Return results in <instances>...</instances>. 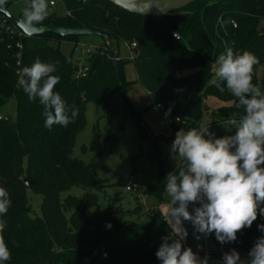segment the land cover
I'll return each instance as SVG.
<instances>
[{
	"label": "trees",
	"instance_id": "16d2710c",
	"mask_svg": "<svg viewBox=\"0 0 264 264\" xmlns=\"http://www.w3.org/2000/svg\"><path fill=\"white\" fill-rule=\"evenodd\" d=\"M60 1L64 12L48 16L43 23L97 28L118 42H135L131 60L138 82L155 105H163L189 128L208 125L216 138L235 133L234 128L223 129L220 124L243 114L236 106L238 98L226 86L221 92L212 83L218 68L215 62L227 48L258 57L252 83L264 92V0H196L180 9L187 14L156 17L128 12L109 0ZM78 37L51 32L27 36L0 14V108L14 96L18 105L17 120L0 117V187L12 201L7 215L0 217L7 222L2 235L11 259L0 264H160L155 253L162 237L171 234L163 217L150 216L143 206L91 214L82 198H61L73 186L104 187V181L73 155L76 137L85 127L86 104L103 103L111 115L118 110L111 105L112 96L129 84L124 78L127 61L118 52L116 69L107 46L85 58L83 64L89 70L85 76L78 75V63L60 49L63 41L76 44ZM37 57L56 64L53 75L60 81L54 91L66 101L68 115L73 108L79 110L67 127H45L39 99L29 100L17 87L18 70L31 66ZM220 83L224 86L225 82ZM209 98L220 105L205 123ZM133 114L139 135L150 139L153 158L161 164L158 178L145 185L151 195L161 198L166 176L159 146L140 117ZM29 192L42 197L41 215L31 213ZM261 224L264 216L258 209L257 220L238 232L235 242L221 244L215 233L210 234L213 250L224 254L235 249L250 264L248 253L254 241L264 235L258 229Z\"/></svg>",
	"mask_w": 264,
	"mask_h": 264
},
{
	"label": "clouds",
	"instance_id": "9594fccd",
	"mask_svg": "<svg viewBox=\"0 0 264 264\" xmlns=\"http://www.w3.org/2000/svg\"><path fill=\"white\" fill-rule=\"evenodd\" d=\"M6 0H0L3 6ZM50 15L49 0H29L24 7L20 26L29 34L39 31ZM218 68L212 83L221 92L225 86L238 98L239 118L229 117L225 124L234 128L233 135L216 138L208 125L200 124L188 130L180 129L171 144L172 159L180 161L176 170L168 173L165 191L170 198L162 212L171 234L162 237L155 255L160 264H208L191 247L183 246L190 222L199 240L215 233L221 244L237 240V233L250 228L259 214L264 216V92L252 83V73L259 59L249 51L234 52L227 48L216 60ZM56 64L42 62L37 57L31 66L18 70L17 87L29 100L39 99L43 105L45 127H67L75 121L79 110L68 115L66 101L54 91L60 81ZM220 81L225 82L224 86ZM169 113H166L167 116ZM8 191L0 187V217L11 206ZM199 204L189 211L190 205ZM111 227V225H108ZM7 222L0 219V262L11 259V252L2 233ZM264 232V224L258 225ZM250 264H264V235L254 241L248 253ZM223 264H244L240 254L232 249L222 257Z\"/></svg>",
	"mask_w": 264,
	"mask_h": 264
},
{
	"label": "rangeland",
	"instance_id": "374dc122",
	"mask_svg": "<svg viewBox=\"0 0 264 264\" xmlns=\"http://www.w3.org/2000/svg\"><path fill=\"white\" fill-rule=\"evenodd\" d=\"M56 1V6H50V15L64 12L61 1ZM7 2L10 3L9 10L23 19L22 12L29 0H6V4ZM261 25L264 26V20ZM82 45L91 49L105 48L107 43L101 35L88 34L78 37L76 44L63 41L60 49L66 56L72 57L80 64L89 56L82 54L80 50ZM118 45L120 58L127 61L124 65L125 81L131 83L112 96L111 105L116 106L118 110L113 111L111 115L103 103L89 101L86 104L85 127L77 134L73 150V155L82 160L97 179L104 181V187L89 190L83 186H73L62 193L61 198L64 199L69 195L82 198L87 203L91 214L117 209L133 210L137 206H143L146 213L152 211L156 217H163L162 212L170 198L166 191L161 198L151 195L145 185L158 178L161 164L153 158V145L150 139L139 135L137 120L133 113L140 117L150 135L156 138L166 177L168 173L175 171L180 163L178 159L176 161L172 159L171 154V144L175 139V127L178 123L170 126L154 104L153 97L139 82H133L136 70L131 56H134V52L124 41H120ZM215 103L220 102L215 98L207 100V115L203 119L205 123L210 121L209 115L215 111ZM17 110L16 97L8 98L0 108V117H11L17 120ZM220 125L224 126L223 129L230 128L225 123ZM179 127V130L190 129L185 122L179 123ZM132 182L139 184V192L133 193L126 190V185ZM28 202L31 213L41 215L42 197L29 192ZM198 206L197 203L195 207ZM193 207L194 205H190L189 211H192ZM184 227L188 231L184 245L191 247L199 257H201L200 252L206 248L214 249L209 236L201 235L199 240L195 238L196 234L190 222L185 221ZM239 254L241 261L247 264L245 255Z\"/></svg>",
	"mask_w": 264,
	"mask_h": 264
},
{
	"label": "water",
	"instance_id": "95a60500",
	"mask_svg": "<svg viewBox=\"0 0 264 264\" xmlns=\"http://www.w3.org/2000/svg\"><path fill=\"white\" fill-rule=\"evenodd\" d=\"M113 4L117 5L118 7L139 15L149 16V17H156V16H178L187 14L186 11H181L180 9L184 8L188 4L196 1V0H109ZM0 14L9 20L13 26L20 31L21 33L31 36V35H38L44 32H51L55 34H59L61 36H68V35H75V36H83L88 34H98L101 35L106 43L109 53L114 57V65L117 69V56H118V49H119V42L115 40L110 34L107 32L92 28V27H61L50 23H42L39 31L29 32L25 31L20 26V21L22 18L20 16L14 15L10 10L8 5L5 3L3 6H0ZM23 182L27 186L28 189L29 183L28 179L24 178ZM86 189L91 190V187L83 186Z\"/></svg>",
	"mask_w": 264,
	"mask_h": 264
},
{
	"label": "built area",
	"instance_id": "2783aa9c",
	"mask_svg": "<svg viewBox=\"0 0 264 264\" xmlns=\"http://www.w3.org/2000/svg\"><path fill=\"white\" fill-rule=\"evenodd\" d=\"M49 3H50V6H56L57 4V1L56 0H49ZM174 37L176 38H180V36L177 34V33H174ZM127 43V42H126ZM130 50L133 51V48L136 47V43L135 42H132V43H127ZM19 48L21 49L22 46L19 45ZM98 48H88L86 47L85 45H82L81 46V52L82 54L84 55H90L91 53H94ZM133 55L131 56V59H133ZM112 58L114 59V57L112 56ZM118 60V56L117 58H115ZM79 65V73L78 75H81V76H85L89 70V67L87 65H84L83 63H80L78 64ZM156 107L162 112L163 116H164V119L165 121L170 125V126H174L176 125L175 127V130L176 132L179 130V123H182V120L179 118V117H173L172 115L168 114L167 116L165 115L166 113H168L164 106L161 105V104H156ZM126 190L127 191H130V192H133V193H137L139 192V184L138 183H135V182H132V183H129L126 185ZM197 204V203H196ZM195 204V205H196ZM194 205V206H195ZM148 214L150 216H155L154 215V212L152 211H148ZM204 257H208V264H222V257H223V254L222 253H219L213 249H209V248H206L202 255H201V258H204Z\"/></svg>",
	"mask_w": 264,
	"mask_h": 264
},
{
	"label": "crops",
	"instance_id": "0c3cea01",
	"mask_svg": "<svg viewBox=\"0 0 264 264\" xmlns=\"http://www.w3.org/2000/svg\"><path fill=\"white\" fill-rule=\"evenodd\" d=\"M133 82H138V78H137V74H136V77H135V79L133 80ZM129 83H131V82H129ZM144 88V87H143ZM146 90V89H145ZM147 91V90H146ZM148 92V91H147ZM149 93V92H148ZM150 94V93H149ZM151 95V94H150ZM219 103H215V107L214 108H217V107H219ZM160 111V110H159ZM202 253H203V251L202 252H200V255H202Z\"/></svg>",
	"mask_w": 264,
	"mask_h": 264
}]
</instances>
